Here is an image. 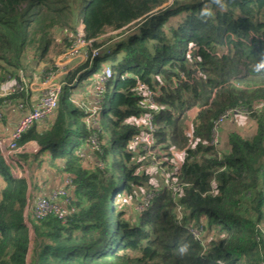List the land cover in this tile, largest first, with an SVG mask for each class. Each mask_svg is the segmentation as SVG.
<instances>
[{"label": "trees", "instance_id": "16d2710c", "mask_svg": "<svg viewBox=\"0 0 264 264\" xmlns=\"http://www.w3.org/2000/svg\"><path fill=\"white\" fill-rule=\"evenodd\" d=\"M81 25L89 56L98 55L63 75L51 126L35 123L18 141L62 162L77 212L65 222L26 215L28 181L0 156V264H264V0H0V85L15 87L0 96V113L11 102L33 108L24 80L59 72L56 59ZM105 60L113 76L90 127L74 88ZM32 63L37 73H27ZM181 73L187 80L175 87ZM147 87L161 89L154 148L168 160L160 165L134 143L144 130L133 119L154 112ZM235 106L252 110V133L229 132L227 122L221 149L214 121ZM172 150H183L180 171ZM154 166L165 177L159 186ZM201 224L205 241L191 229Z\"/></svg>", "mask_w": 264, "mask_h": 264}, {"label": "built area", "instance_id": "2783aa9c", "mask_svg": "<svg viewBox=\"0 0 264 264\" xmlns=\"http://www.w3.org/2000/svg\"><path fill=\"white\" fill-rule=\"evenodd\" d=\"M173 1L174 0H169V3ZM81 26L78 28L77 38L75 39L69 51L71 53L76 52L77 55H82L84 58H81V60L83 59V62H85L86 59H93L98 54L97 50H94L92 51L91 56H89L90 51H88V47L91 46L92 40L88 41L85 39V26ZM66 53L67 52H65L57 59L58 62L56 63V65L58 67L63 66V64L68 59H71L69 58L70 56L65 55ZM59 72H57L56 74H51L48 77L46 76L44 78L45 80L42 84V93L39 97V100L35 103L32 109L26 111L23 114L10 140H0V156L7 166L9 173L14 178H25L24 176L27 174V169L23 166L22 161L19 159V155L27 152L30 149V146H28L27 143L22 145L18 143L22 134L29 128H31L35 123L50 119L56 114L57 108L59 107L60 96L64 84L58 79V76L61 74H59ZM67 72L68 71L64 69V72L62 73L66 74ZM112 76L113 71L109 65H105L99 73H96L93 76L92 80L94 79V83L92 86V93L94 95V101L92 106L87 105L83 101L74 100L80 107H86L88 115L85 120L90 127L95 126L94 124L96 123V114L100 109V103L103 101L106 84L111 80ZM181 80H187V75L185 73H181L180 78H176L174 80V86L176 87L177 83ZM146 86L147 85L145 84L143 85V87ZM14 90L15 87L3 88V86L0 85V96H5L13 92ZM146 93V101L154 110V112H149L146 115H143L141 118L135 117L133 119L134 122L142 125V130H144L140 135H137L134 138V143L139 144L141 148L148 153V156H152L153 165H160L161 160H168L166 157H163L164 155L162 153H160L162 159L158 160L156 153H158L159 150L158 148H154L155 126L153 124V120L155 111L158 112L160 109V106L156 102V97H158L161 93V89L153 91L152 89L147 87ZM18 106L21 109L24 108L22 103H18ZM251 112V109L244 106H235L226 110L214 121V126L212 129V142L216 144L221 143L220 129L227 122H233L234 124L242 125L249 120L251 121ZM2 115L3 114L1 112L0 118ZM189 133L192 137V126H190L189 128ZM92 142L94 144V148L99 149L100 142L97 132L93 133ZM171 153L174 157L175 164L180 171L183 165V158L181 156L183 150H172ZM98 164L100 165V163ZM180 189L181 187H178L177 191H179ZM150 197V195L149 197H144L141 204L136 206V210H144L148 206ZM72 201L73 180L70 177H66L64 184L52 190L50 195H41L34 203H31V201L28 199L26 215L31 212L38 219H43L48 216H54L65 222L71 214L77 212V209L73 205ZM191 229L195 237L199 239L203 238V224L197 227H191Z\"/></svg>", "mask_w": 264, "mask_h": 264}, {"label": "crops", "instance_id": "0c3cea01", "mask_svg": "<svg viewBox=\"0 0 264 264\" xmlns=\"http://www.w3.org/2000/svg\"><path fill=\"white\" fill-rule=\"evenodd\" d=\"M61 56V55H60ZM58 56L57 59L60 57ZM56 59V63L58 60ZM72 59H68L63 66H60V71L58 79L61 81L63 75L66 71H69L78 64L74 63ZM30 71L28 70L27 73ZM44 77L36 76L35 79L32 81H28L25 79L27 86L32 88L33 92V107L35 103L39 100V97L42 93V84L44 83ZM91 83V84H90ZM89 85L87 84L86 87H83L82 90L77 91L74 93L77 96H74L77 100L85 102L87 105H93V98L94 95L92 93V86L94 83V79L90 82ZM78 93V94H77ZM25 113V109H21L17 103L11 102L5 105L2 109V119L0 120V140L9 141L12 137L17 125L19 124L23 114ZM55 115L52 116L50 119L45 121H40L37 123V127L39 130L46 129L51 126ZM232 123V122H231ZM30 149L19 155V159L22 161L23 166L27 169V174L24 176L29 184L28 189V199L31 203H34L37 198L41 195H50L52 190L64 184L66 179L65 173L62 172V162L61 161H51L46 158L48 152L43 151L42 154L37 156V154L41 151V147L37 144L36 141H29L26 142ZM84 152L88 154L85 150ZM44 156V158H42ZM5 187L4 178L0 174V194Z\"/></svg>", "mask_w": 264, "mask_h": 264}, {"label": "rangeland", "instance_id": "374dc122", "mask_svg": "<svg viewBox=\"0 0 264 264\" xmlns=\"http://www.w3.org/2000/svg\"><path fill=\"white\" fill-rule=\"evenodd\" d=\"M173 21V23L174 22H176V19H173L172 20ZM80 27V26H79ZM82 27V26H81ZM64 35H66V34H64V32H58L57 34H56V36H58V39H59V41L61 42V40L63 39V36ZM72 37V36H71ZM71 48H69V50H70ZM226 50H228V47H226L225 48ZM67 51V53L65 54V55H68V56H70L69 58H71L73 61H75L74 63L76 64H78V65H80V64H82V62H83V59L81 60V58H84L82 55H77V53L76 52H70V51ZM81 54H84V53H81ZM87 60V59H86ZM107 64V65H109L110 66V63L108 62V60L106 61H103L102 62V64ZM103 64V65H104ZM30 66V68H29V71H34L35 72V68L37 67L36 66V64H34V63H32V65H29ZM111 67V66H110ZM112 68V67H111ZM37 69H39V68H37ZM36 69V70H37ZM101 70H99L97 73H99ZM35 73H37V72H35ZM94 76V74L91 76V77H86V78H84L82 81H81V83L78 85V86H76L75 88H74V91L75 92H77V91H80V90H82L83 89V87H86L87 86V84L89 85V83L90 82H92V77ZM45 78V77H44ZM114 80L113 81H111V86H110V93H111V96H112V94H113V88H114ZM91 84V83H90ZM78 94V93H77ZM74 96H77L75 93H74ZM93 101H94V98H93ZM196 109V108H195ZM194 109V110H195ZM200 110V108H197L196 110H195V112H197V111H199ZM193 118H194V115H193V117H192V119H191V121L189 122V124H188V127L190 128V126H192V123H193ZM227 125H223L222 127H221V129H220V140H222V139H224L225 137H224V133H225V129L227 128L226 127ZM189 128H188V130H189ZM236 129V130H239V131H242V132H244V134H247V135H250L251 133H252V126H251V121L249 120L248 122H246L245 124H242V125H238V124H228V131L229 130H232V129ZM245 130H247V132L245 131ZM230 132V131H229ZM220 146H221V149L223 148V149H225V145H223L224 147H222V145L220 144ZM156 169L155 170H153L152 171V173H151V182L154 184V185H156V186H159V185H161V184H163L164 183V181H165V177H164V175L162 174H160V171L157 169V167L156 166H154ZM144 168L146 169V170H150L151 169V166H147L146 164H144ZM159 171V172H158ZM131 208H133V206H132V204L130 203L129 204V209H131ZM204 234H206V228H204V230H203V239H204V241H205V238H204Z\"/></svg>", "mask_w": 264, "mask_h": 264}, {"label": "clouds", "instance_id": "9594fccd", "mask_svg": "<svg viewBox=\"0 0 264 264\" xmlns=\"http://www.w3.org/2000/svg\"><path fill=\"white\" fill-rule=\"evenodd\" d=\"M104 66H105V65H104ZM94 75H95V74H94ZM92 78H93V77H92ZM186 250H187L186 246H182V247L180 248V252H181V254L185 253Z\"/></svg>", "mask_w": 264, "mask_h": 264}, {"label": "water", "instance_id": "95a60500", "mask_svg": "<svg viewBox=\"0 0 264 264\" xmlns=\"http://www.w3.org/2000/svg\"><path fill=\"white\" fill-rule=\"evenodd\" d=\"M203 1L217 2L218 0H203Z\"/></svg>", "mask_w": 264, "mask_h": 264}]
</instances>
